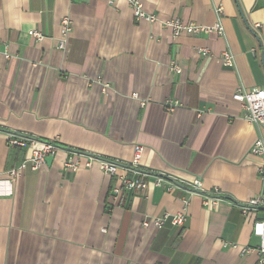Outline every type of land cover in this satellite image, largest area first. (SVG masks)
Masks as SVG:
<instances>
[{
    "label": "crops",
    "instance_id": "0c3cea01",
    "mask_svg": "<svg viewBox=\"0 0 264 264\" xmlns=\"http://www.w3.org/2000/svg\"><path fill=\"white\" fill-rule=\"evenodd\" d=\"M142 3L155 22L136 18L128 0H0V264H258V252L243 248L259 244L252 228L264 205L247 214L241 206L264 199L263 157L233 95L264 88V0ZM64 16L73 30L61 49ZM171 18L219 21L224 35L174 38L164 25ZM226 50L233 67L221 62ZM10 136L60 148L10 187L8 171L30 154ZM136 144L148 187L114 202L115 176L85 166L87 155L129 164ZM76 152L85 155L72 171L65 162ZM215 191L217 205L206 206ZM184 198L183 226H143L181 211Z\"/></svg>",
    "mask_w": 264,
    "mask_h": 264
},
{
    "label": "built area",
    "instance_id": "2783aa9c",
    "mask_svg": "<svg viewBox=\"0 0 264 264\" xmlns=\"http://www.w3.org/2000/svg\"><path fill=\"white\" fill-rule=\"evenodd\" d=\"M115 1V0H113ZM134 16L138 19H145L150 22H155L157 16L155 14H150L146 12L143 8L142 0H128ZM223 8L218 6L216 12L218 15L221 14ZM164 25L172 30L174 38H178L183 33L198 34L201 32H217L219 35H224V26L221 22H217L213 26H206L196 23H186L180 18H171L164 21ZM73 30V23L69 16H64L60 21V32L61 38L59 39V48L65 49L68 41V37ZM29 35L33 38L41 40L43 34L39 30H30ZM207 50L203 49L205 53ZM221 62L226 67H233L235 65V55L233 52L226 50L221 55ZM181 66L178 62L173 61L170 66L172 72H181ZM134 98H138L137 93H133ZM233 99L241 104L245 111V119L256 128L258 136L252 147V152L263 157V163L259 167V173L264 180V88L254 87L251 89H240L237 90ZM144 104V102L142 101ZM177 102H171L167 104V110L173 111L175 109V104ZM9 144L11 146L25 147L30 151L29 155H26L25 159L22 161L18 168L8 171L10 179L7 181L8 186L12 187L13 182L22 174V172L30 168L31 170H38L42 168L46 163V158L49 156H54L60 146L56 140L41 141L35 138H25L10 136ZM145 147L142 144H136L134 147L133 160L129 164H119L114 161H110L103 158H97L92 155H87V160L85 161V166H92L97 163L102 172L109 176H115L116 184L113 187L112 199L117 202L123 192L128 190L133 192L135 190H146L148 187V182L145 180L144 176L147 175L146 172L142 171L139 166L144 153ZM81 153H75L72 157L68 158L65 162V166L70 168L72 171H77L81 166L82 162L80 159ZM129 172L133 173V176H129ZM158 186L163 185V178L158 177L155 182ZM196 189L201 186L200 180H195L194 185ZM215 191L212 194H206L204 198V204L206 206L214 207L218 203L217 194ZM190 205V199H183V207L181 211L177 213L166 212L159 216H147L143 221V226L148 227L153 224L157 228H162L167 222H171L177 226H183L188 218V208ZM264 205V199L262 197H255L249 200L246 204L241 206L243 214H247L249 210L253 207ZM252 234L259 239V244L256 248L244 247V252L257 251L259 254L258 264H264V218H258L253 223ZM225 244H230L234 248H238L237 244H231L226 242Z\"/></svg>",
    "mask_w": 264,
    "mask_h": 264
},
{
    "label": "water",
    "instance_id": "95a60500",
    "mask_svg": "<svg viewBox=\"0 0 264 264\" xmlns=\"http://www.w3.org/2000/svg\"><path fill=\"white\" fill-rule=\"evenodd\" d=\"M262 61L264 62V57H262Z\"/></svg>",
    "mask_w": 264,
    "mask_h": 264
}]
</instances>
